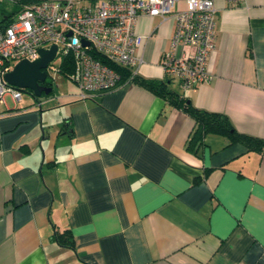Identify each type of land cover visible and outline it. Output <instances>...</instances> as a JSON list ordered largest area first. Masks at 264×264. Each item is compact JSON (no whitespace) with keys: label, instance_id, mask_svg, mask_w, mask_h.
I'll list each match as a JSON object with an SVG mask.
<instances>
[{"label":"crops","instance_id":"crops-1","mask_svg":"<svg viewBox=\"0 0 264 264\" xmlns=\"http://www.w3.org/2000/svg\"><path fill=\"white\" fill-rule=\"evenodd\" d=\"M214 5L212 77L169 86L264 140V0ZM172 28L136 17L137 74L166 77ZM50 86L0 104V264H264V152L213 133L186 149L193 119L132 80L85 98Z\"/></svg>","mask_w":264,"mask_h":264},{"label":"built area","instance_id":"built-area-1","mask_svg":"<svg viewBox=\"0 0 264 264\" xmlns=\"http://www.w3.org/2000/svg\"><path fill=\"white\" fill-rule=\"evenodd\" d=\"M34 0L24 3L5 26L0 28V104L5 94L17 101L23 89L6 82L4 73L20 59L32 60L39 48L55 45L48 70L57 72L61 56L70 52L73 70L66 77L85 98L116 86L119 74L98 55L136 72L141 61L137 52L142 35L134 29L136 17H171L173 28L169 46L159 58L166 77L181 89L208 81L212 74L206 60L214 46V0ZM237 4L241 0H224ZM69 31V33H68ZM82 41H86L83 43ZM58 59L54 64L52 60ZM58 73V72H57Z\"/></svg>","mask_w":264,"mask_h":264},{"label":"trees","instance_id":"trees-1","mask_svg":"<svg viewBox=\"0 0 264 264\" xmlns=\"http://www.w3.org/2000/svg\"><path fill=\"white\" fill-rule=\"evenodd\" d=\"M34 0H12V9L9 13H5L0 19V28L5 26L12 16L21 8L24 3ZM14 6V8H13ZM102 62H105L109 67L114 69L119 74L118 83L127 80H132L142 85L151 92L160 95L168 104L178 107L186 112L193 119V128L190 131L185 143V148L195 152L194 146L202 142V137L206 133H213L227 137L228 142H241L249 150H258L264 152V140L237 132L229 121L228 117L219 111L207 110L193 105L189 99L178 93L175 89L169 86L172 81L170 77L164 78H149L143 77L136 72L132 73L130 68L124 65L115 64L98 55ZM73 70V58L70 52L61 56L57 65V72L60 76L68 77ZM44 83L50 85L49 80H44ZM193 147V148H192ZM198 177H194L196 181ZM52 237L57 243L73 247V240L68 229L61 231H53Z\"/></svg>","mask_w":264,"mask_h":264},{"label":"water","instance_id":"water-1","mask_svg":"<svg viewBox=\"0 0 264 264\" xmlns=\"http://www.w3.org/2000/svg\"><path fill=\"white\" fill-rule=\"evenodd\" d=\"M69 33V31H68ZM85 43L86 41H82ZM55 45L51 44L48 48H39V55L32 59H20L13 64L12 68L4 73L7 83L25 89L33 98L41 93H48L51 86L44 83L47 62L54 56Z\"/></svg>","mask_w":264,"mask_h":264},{"label":"rangeland","instance_id":"rangeland-1","mask_svg":"<svg viewBox=\"0 0 264 264\" xmlns=\"http://www.w3.org/2000/svg\"><path fill=\"white\" fill-rule=\"evenodd\" d=\"M13 8H14V6H13ZM52 62L54 64H56V63H58V59L57 58H54L52 60ZM48 72H49V75L52 77V80L48 76L46 77V80H49L50 82H52L55 85L56 84L57 85H61L62 83H64L65 81H67L62 76H60L55 70L49 69ZM173 85L174 84L171 82V86H173ZM26 97L27 98H30V95L28 93H26L25 91H22L21 98L22 99H25ZM7 101H9L8 98H7Z\"/></svg>","mask_w":264,"mask_h":264},{"label":"flooded vegetation","instance_id":"flooded-vegetation-1","mask_svg":"<svg viewBox=\"0 0 264 264\" xmlns=\"http://www.w3.org/2000/svg\"><path fill=\"white\" fill-rule=\"evenodd\" d=\"M46 77H47V75H46ZM46 77H45V79H46Z\"/></svg>","mask_w":264,"mask_h":264},{"label":"bare ground","instance_id":"bare-ground-1","mask_svg":"<svg viewBox=\"0 0 264 264\" xmlns=\"http://www.w3.org/2000/svg\"><path fill=\"white\" fill-rule=\"evenodd\" d=\"M23 90H25V89H23Z\"/></svg>","mask_w":264,"mask_h":264}]
</instances>
